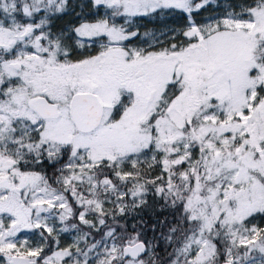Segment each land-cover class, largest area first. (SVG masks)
I'll return each mask as SVG.
<instances>
[{"label": "snow or ice", "instance_id": "snow-or-ice-1", "mask_svg": "<svg viewBox=\"0 0 264 264\" xmlns=\"http://www.w3.org/2000/svg\"><path fill=\"white\" fill-rule=\"evenodd\" d=\"M258 217L264 0H0V264H264Z\"/></svg>", "mask_w": 264, "mask_h": 264}, {"label": "trees", "instance_id": "trees-1", "mask_svg": "<svg viewBox=\"0 0 264 264\" xmlns=\"http://www.w3.org/2000/svg\"><path fill=\"white\" fill-rule=\"evenodd\" d=\"M169 21H171V20H169ZM47 170H48V174L51 176L53 174L54 169L48 168ZM153 174L154 175L158 174V170H157V173H153ZM148 200H149V207L143 211L142 217H138V218L127 217V221L129 224V229H128L129 231H131V224L135 223L136 219L142 218L144 220H147L149 225H150L153 222L154 218L162 219L164 216L169 215L167 210L164 212H159L157 210L159 207V204L162 203V201H157L156 198H154L152 195H149ZM121 222L123 223V221H121ZM254 222H257V223L261 224L262 226H264V219H262V218L258 217L257 220ZM109 223H111V221H109ZM66 234H68V233H63L60 236V238L63 239V241H62L63 243L61 244V246H65L69 242V240L65 239V237H67ZM94 235H96V234L94 233ZM146 235L149 239H151L153 233L149 231V232H147ZM96 238L99 239V235H96ZM158 251L160 252L161 256L165 255L162 247L160 249H158Z\"/></svg>", "mask_w": 264, "mask_h": 264}, {"label": "rangeland", "instance_id": "rangeland-1", "mask_svg": "<svg viewBox=\"0 0 264 264\" xmlns=\"http://www.w3.org/2000/svg\"><path fill=\"white\" fill-rule=\"evenodd\" d=\"M174 19L177 21L176 23H172L171 21H168V23H169L170 25H176V26H178L179 23L181 22V19H180L179 17H174ZM149 27H151V25H149ZM254 223H257V222H254ZM75 235H76V233H75L74 231L71 232V233L66 234L67 237H65V239L69 240V242H68V244H66L65 246H67V245H69V244L72 243L73 238L75 237ZM32 239H33V240H38L39 237H38V235H35V234H34V235L32 236ZM62 241H63V239L60 238V245L63 243ZM61 247H64V246H61Z\"/></svg>", "mask_w": 264, "mask_h": 264}, {"label": "flooded vegetation", "instance_id": "flooded-vegetation-1", "mask_svg": "<svg viewBox=\"0 0 264 264\" xmlns=\"http://www.w3.org/2000/svg\"><path fill=\"white\" fill-rule=\"evenodd\" d=\"M74 19H75V18H74L73 16H68V17H65L64 20L61 21V23H64L65 21H69V20L74 21ZM171 22H172V23H176L177 21H176L174 18H172V19H171Z\"/></svg>", "mask_w": 264, "mask_h": 264}]
</instances>
